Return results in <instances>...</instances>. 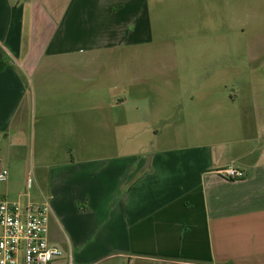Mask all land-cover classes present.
Wrapping results in <instances>:
<instances>
[{
  "label": "crops",
  "instance_id": "crops-1",
  "mask_svg": "<svg viewBox=\"0 0 264 264\" xmlns=\"http://www.w3.org/2000/svg\"><path fill=\"white\" fill-rule=\"evenodd\" d=\"M128 14V0H0V172L24 182L2 194L50 203L53 264H264V82L199 93L206 125L191 136L182 120L169 135L146 130L173 147L120 152L119 127L125 142L140 132L90 69L119 63L100 54L119 46L115 19Z\"/></svg>",
  "mask_w": 264,
  "mask_h": 264
},
{
  "label": "rangeland",
  "instance_id": "rangeland-1",
  "mask_svg": "<svg viewBox=\"0 0 264 264\" xmlns=\"http://www.w3.org/2000/svg\"><path fill=\"white\" fill-rule=\"evenodd\" d=\"M128 13L127 20L115 19L119 46L100 54L118 57L119 63L90 69L99 72L92 87H116L110 97L125 102L126 111L121 107L116 114L119 123L126 117L134 126L129 131L140 132L125 142L120 126L118 142L113 143L120 152L173 147L146 130L166 128L169 135L182 120L191 136L206 125L200 118L204 108L194 101L199 93L210 90L217 93L213 97H221L225 90L243 95L252 82H264V0H128ZM114 72L116 79L106 76ZM194 111L199 120H192ZM9 171V182L0 183V193L8 188L18 195L23 178H15L17 170ZM31 194L38 196L34 187Z\"/></svg>",
  "mask_w": 264,
  "mask_h": 264
},
{
  "label": "built area",
  "instance_id": "built-area-1",
  "mask_svg": "<svg viewBox=\"0 0 264 264\" xmlns=\"http://www.w3.org/2000/svg\"><path fill=\"white\" fill-rule=\"evenodd\" d=\"M220 174L229 180H242L245 172L227 167ZM10 179L8 169L0 172V183ZM34 180H27V191ZM51 205L34 203L28 192L18 200L0 193V264H53L63 252L50 245L49 224Z\"/></svg>",
  "mask_w": 264,
  "mask_h": 264
}]
</instances>
